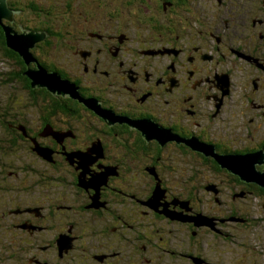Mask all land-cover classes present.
I'll return each mask as SVG.
<instances>
[{
	"label": "flooded vegetation",
	"instance_id": "af4514ba",
	"mask_svg": "<svg viewBox=\"0 0 264 264\" xmlns=\"http://www.w3.org/2000/svg\"><path fill=\"white\" fill-rule=\"evenodd\" d=\"M4 1L5 27L59 35L48 54L54 64L42 54L32 55L39 67L30 54L27 63L30 76L41 70L66 83L54 92L70 107L7 116L24 137L11 136L0 156L9 169L0 166V195L10 196L0 200V262L210 264V235L230 243L224 254L234 251L236 263L252 264L251 240L264 243V228L253 232L258 219L264 224V205L255 220L239 199L258 198V188L213 156L264 151V0ZM36 13L67 25L33 32L21 17ZM0 64L2 80L8 70ZM18 151L26 164L9 161ZM1 170L24 175L23 189L5 190ZM185 208L198 217L178 214Z\"/></svg>",
	"mask_w": 264,
	"mask_h": 264
},
{
	"label": "trees",
	"instance_id": "16d2710c",
	"mask_svg": "<svg viewBox=\"0 0 264 264\" xmlns=\"http://www.w3.org/2000/svg\"><path fill=\"white\" fill-rule=\"evenodd\" d=\"M131 3H134V0H130ZM182 4V3H180ZM164 6V5H163ZM137 14L142 18L146 17L144 10L142 13L139 11ZM21 21H23V26L28 30L33 32H44L48 35H53L54 31L56 30V25H60L61 33L65 29L66 18L64 20H56L54 18L43 19L41 14H29L25 17H21ZM5 24L2 22L0 23V59H4L5 61H1L2 66L8 70L7 74L2 76V80L0 82L5 83L6 88L3 89L0 98V129L2 130L3 134L6 137H0V156L5 153L6 145H12L10 142H6L4 139H8L7 136H12L13 139L19 142V139H22L23 133L19 130H12L9 129L6 120H9L7 116L11 115L10 120L12 122L18 121L21 118H24L25 115H35V113L43 112L45 115H48L51 112L56 110H61L65 113V108L69 109V104L66 102L67 99L61 98V94L57 92L50 91L46 86H41L34 83L33 79L28 75L29 70V63L33 61L32 55H40L42 54L49 64H54L51 57L48 55L52 53V49L56 47L57 44L61 41L59 35H54L51 38H42L41 41L35 43L36 46H33L29 49V53L31 55V59L29 63L27 59L23 58L18 52H15L11 48L8 47L6 37H5ZM4 26V27H3ZM42 34V33H40ZM39 47H43L46 51L42 50ZM36 63V62H32ZM38 66L39 64L36 63ZM39 67V66H38ZM37 67V68H38ZM42 109H46L42 110ZM99 127L101 126L100 123H97ZM135 138H140L139 136H135ZM15 145V144H14ZM264 147V146H262ZM152 150V149H151ZM263 151L264 148H261ZM264 152V151H263ZM251 153V152H249ZM244 156V155H240ZM166 157V156H165ZM215 159V158H214ZM215 163H218L217 160H213ZM219 164V163H218ZM215 165V164H214ZM217 165V164H216ZM215 165V167H217ZM220 165V164H219ZM210 167L214 168L212 164H209ZM221 166V165H220ZM257 169L262 168L260 171H264V165L256 166ZM239 177V176H238ZM240 178V177H239ZM244 181V180H243ZM79 180L77 179V183L79 185ZM255 184L258 188L257 190H253L254 194L258 198L264 197V187ZM0 190H4L3 188ZM163 237V236H162ZM157 245L164 243V237L162 240L159 239V236L156 237ZM228 243V242H226ZM84 248H86L87 244H82ZM244 249H249L246 247ZM241 250V249H240ZM240 256H249V250L241 253ZM193 264H196L195 261L191 258ZM191 262V263H192ZM239 264V263H236Z\"/></svg>",
	"mask_w": 264,
	"mask_h": 264
},
{
	"label": "rangeland",
	"instance_id": "374dc122",
	"mask_svg": "<svg viewBox=\"0 0 264 264\" xmlns=\"http://www.w3.org/2000/svg\"><path fill=\"white\" fill-rule=\"evenodd\" d=\"M15 33L18 34L20 32L15 31ZM233 45L235 46V43L234 42H233ZM245 57H247V56H245ZM228 59H233V56L228 57ZM253 65H255V64H253ZM225 67L226 68H229L228 66H225ZM0 69H1V64H0ZM236 73L239 74L238 71ZM4 88H6L5 83L0 82V98H1V93H2V91H3ZM0 137H6V135L3 134V132H2L1 129H0ZM7 137L9 139L11 136H7ZM13 159L15 160V163L16 164L19 163V162H20V164H26V162L28 160L25 157V155L23 153H21L20 151L13 153V157L11 159H9V161L10 160H13ZM86 160H87V157L85 158V160H84V157H83L82 160H81L83 162H82V164L80 163V166L83 167L84 171H86V167L88 165V163H87L88 161L86 162ZM259 165H262V164H259ZM0 166H1V169L3 171L4 170H9V169H7V167H8L7 166V161H1L0 162ZM19 167L20 166H18L17 168H19ZM3 174L5 176V181H4V183H5V190H22L23 189V186H25V184L22 182V180L24 179V175L20 174L18 176H10L9 175V172H7V171L3 172ZM48 175L49 176L51 175L50 172H48ZM262 175L264 176V172H262ZM94 177H96V179H97V180L95 179L96 180L95 183H97V181L98 182H102L103 181L101 179H98L97 178L98 176H94ZM94 177H92V178H94ZM81 179L82 180H85V179H83V177H81ZM87 182H88V179H87ZM207 186H213V184H209ZM68 188H69V186H68ZM56 190H58V188H56ZM208 193L211 194V195H212V193L214 194V192L212 190H209ZM9 197L10 196H7L6 194H3V195H0V200H2L5 204H9V202H8V198ZM161 197H162V193L159 192V191H157L156 196L153 198L152 205L153 206H158L159 203H160V198ZM209 198L210 197L207 195L206 196V200H208ZM242 200H244V201H242ZM239 203H242L243 206H244V208H248L249 207V211L251 213V216L253 218H255V220H256L257 218H259L261 216L262 207L264 205V197H262V198H255V199L254 198L253 199L252 198L251 199L249 198L248 200L245 199V198H240L239 199ZM204 207L207 209L209 206H204ZM204 207H201L200 209L206 210ZM161 210H163V209L161 208ZM185 210L186 211H184V212L180 211L179 213L176 212V211H174V210H172V211L171 210H168V213L169 214H166V215L172 216V214H174L176 212L178 214H182V215L184 214V217H187V216L194 217V218H197L198 217V215H194L193 216V213L191 212V210L189 208H188V210L185 208ZM206 212L207 213H210V211H206ZM175 215L176 214H174L173 216H175ZM199 217H201V215H199ZM198 221L200 223L205 222L202 219L201 220H198ZM212 221H213V225H214V219L213 220H211V219L206 220V222H208V223H211ZM215 225H216V223H215ZM199 226L200 227H207V226H209V224H207V223L199 224L196 227H199ZM263 228H264V224L263 223H260V219H258L257 220V223H255V226L253 228V232L261 231V229H263ZM218 229H219V227H218ZM247 235H248V233H247ZM206 238H207V242L209 243V248H208V246L206 244V248H205V258L210 262V264H236V261H237L238 256L235 255V252L234 251H232V250L230 251L229 250V252H226L224 254V252H225L224 250L225 249L227 250V249H229V247H232L229 242L223 244L221 241H219V240H217L215 238H212L210 235H208ZM254 238H256V235H254ZM247 240H248V237H247ZM4 241H7V239H4ZM7 243H9V242L7 241ZM239 243H241V240L240 239H239ZM251 244H252V247H254L252 249L253 252H252L251 257H250V259L252 261V264H264V243L261 242V244L258 247H255V246H257V241L255 239H252L251 240ZM64 245H62V246H64ZM2 252H3V249H0V255H1ZM257 252L259 254H261V255H257ZM2 259H3V262H0V264H10V263H7V261H5L4 258H2ZM171 262H173L174 264H182L183 263L179 259H177V261H171V260H168L167 261L168 264H171Z\"/></svg>",
	"mask_w": 264,
	"mask_h": 264
},
{
	"label": "water",
	"instance_id": "95a60500",
	"mask_svg": "<svg viewBox=\"0 0 264 264\" xmlns=\"http://www.w3.org/2000/svg\"><path fill=\"white\" fill-rule=\"evenodd\" d=\"M3 19L10 20V13L7 9L6 3L4 0H0V23H2ZM4 27V26H3ZM5 37L7 41V45L9 48L18 52L23 58L29 60V49L33 47L35 43L41 41L44 37L42 35H38L35 33H26L25 31L21 34H17L13 31L11 27H4ZM28 62V61H26ZM30 76V74H28ZM34 83L42 84L43 86L48 87V89L54 92L57 89L63 90V87L66 85L65 82L60 81L58 78H53L51 75H47L40 70L31 72L30 76ZM54 79V80H53ZM66 89V88H65ZM68 89V88H67ZM65 92V91H64ZM71 97L80 100L76 95H74V91L70 92ZM206 152L207 155H214L213 153ZM215 160L221 166H227L226 169L238 175L241 180H246L249 182H254L262 187H264V176L262 175V171H258L256 166L263 163L264 155L263 152H255L250 153L249 155H227V156H213ZM262 160V161H261ZM261 161V162H260ZM60 243V242H59ZM65 241L61 239L60 248H63Z\"/></svg>",
	"mask_w": 264,
	"mask_h": 264
}]
</instances>
